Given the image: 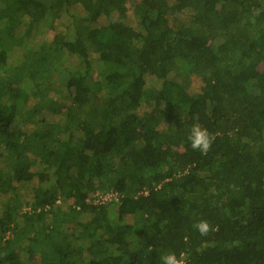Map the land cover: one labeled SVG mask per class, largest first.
Listing matches in <instances>:
<instances>
[{"label":"trees","instance_id":"16d2710c","mask_svg":"<svg viewBox=\"0 0 264 264\" xmlns=\"http://www.w3.org/2000/svg\"><path fill=\"white\" fill-rule=\"evenodd\" d=\"M0 107V264H264V0H0Z\"/></svg>","mask_w":264,"mask_h":264},{"label":"clouds","instance_id":"9594fccd","mask_svg":"<svg viewBox=\"0 0 264 264\" xmlns=\"http://www.w3.org/2000/svg\"><path fill=\"white\" fill-rule=\"evenodd\" d=\"M187 141L193 150L199 151L201 154L207 153L213 141L212 134L207 128L198 123L192 124L189 129ZM194 227L202 234L205 235L210 230V225L206 220H201L194 224ZM161 264H177V258L174 253H167L161 256Z\"/></svg>","mask_w":264,"mask_h":264},{"label":"built area","instance_id":"2783aa9c","mask_svg":"<svg viewBox=\"0 0 264 264\" xmlns=\"http://www.w3.org/2000/svg\"><path fill=\"white\" fill-rule=\"evenodd\" d=\"M121 196L116 191H108L106 193H97L94 195V203L95 204H105L113 201H120ZM177 264H185L186 258L185 255L182 254L180 256H176Z\"/></svg>","mask_w":264,"mask_h":264},{"label":"rangeland","instance_id":"374dc122","mask_svg":"<svg viewBox=\"0 0 264 264\" xmlns=\"http://www.w3.org/2000/svg\"><path fill=\"white\" fill-rule=\"evenodd\" d=\"M17 66H18V65H17ZM17 66H15L14 68H16ZM2 111H3V109H2V107H0V112H2ZM2 115H3V113H2ZM3 116H4V115H3ZM9 116H10V115H8V116L5 115L4 118L7 119Z\"/></svg>","mask_w":264,"mask_h":264}]
</instances>
